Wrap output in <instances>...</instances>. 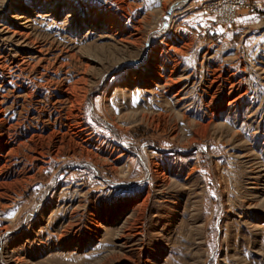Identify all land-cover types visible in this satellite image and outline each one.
Listing matches in <instances>:
<instances>
[{
	"label": "rangeland",
	"instance_id": "1",
	"mask_svg": "<svg viewBox=\"0 0 264 264\" xmlns=\"http://www.w3.org/2000/svg\"><path fill=\"white\" fill-rule=\"evenodd\" d=\"M210 1L0 0V264H264V0Z\"/></svg>",
	"mask_w": 264,
	"mask_h": 264
},
{
	"label": "built area",
	"instance_id": "2",
	"mask_svg": "<svg viewBox=\"0 0 264 264\" xmlns=\"http://www.w3.org/2000/svg\"><path fill=\"white\" fill-rule=\"evenodd\" d=\"M257 3H248L245 0H213L202 3L200 11L211 16L212 26L230 27L236 21V15L239 11H249L256 7ZM206 31L213 35L211 29Z\"/></svg>",
	"mask_w": 264,
	"mask_h": 264
},
{
	"label": "bare ground",
	"instance_id": "3",
	"mask_svg": "<svg viewBox=\"0 0 264 264\" xmlns=\"http://www.w3.org/2000/svg\"><path fill=\"white\" fill-rule=\"evenodd\" d=\"M181 2H179V3H175V4H173V6H172V8L170 9L171 10V16H169V23H170V21H171V19H172V13L175 11V10H177V9H179V8H181ZM168 19V18H167ZM11 74V73H10ZM171 81H169V83H170ZM167 85V83H165V81H164V85ZM169 85V84H168ZM171 86V85H170ZM65 92V91H64ZM68 94V93H67ZM27 96H29L28 94H27ZM70 100V99H69ZM73 108V107H72ZM1 110V109H0ZM1 119V118H0ZM1 122V121H0ZM0 139H2V138H0ZM9 145V144H8ZM13 152V150L11 151V153ZM6 153H8V152H6ZM6 156H7V154H6ZM3 159H5V157L3 158Z\"/></svg>",
	"mask_w": 264,
	"mask_h": 264
}]
</instances>
